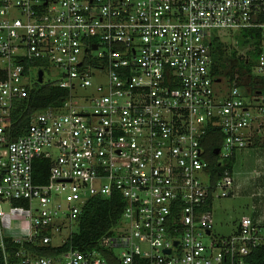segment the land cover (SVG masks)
Returning a JSON list of instances; mask_svg holds the SVG:
<instances>
[{
    "label": "built area",
    "instance_id": "2783aa9c",
    "mask_svg": "<svg viewBox=\"0 0 264 264\" xmlns=\"http://www.w3.org/2000/svg\"><path fill=\"white\" fill-rule=\"evenodd\" d=\"M234 31L252 41L241 57L256 54L253 84L224 94L214 42ZM39 71L68 95L14 137ZM260 81L264 0H0L3 264H246L264 248V158L241 178L234 165L264 148ZM211 131L222 140L210 162ZM246 192L248 214L215 237L214 201ZM115 193L117 223L94 248L66 249L88 201Z\"/></svg>",
    "mask_w": 264,
    "mask_h": 264
},
{
    "label": "trees",
    "instance_id": "16d2710c",
    "mask_svg": "<svg viewBox=\"0 0 264 264\" xmlns=\"http://www.w3.org/2000/svg\"><path fill=\"white\" fill-rule=\"evenodd\" d=\"M252 36L255 40V45L258 41V33L245 32L244 36ZM246 42V41H245ZM224 44L215 41L214 42V56L218 60L220 57H216L220 53L222 55V49ZM256 57V54L254 55ZM245 64V62H244ZM222 66V64H221ZM248 74L250 69L247 68ZM261 85L264 86V82L260 81ZM68 92L56 84L52 83H36L33 90L29 94L28 98L17 103V106L13 112V127L14 137L22 135L28 128L29 119L31 115L36 112L44 111L48 108H57L62 106L65 101ZM216 134V135H215ZM222 136H219L215 131H211L210 134L204 140V147L206 157L210 162L214 160L215 156L213 151L216 147L220 146ZM233 163V159L228 162L230 166ZM44 166L43 161H37L34 167L36 172V182L42 183V180L37 178V172L40 170L39 167ZM47 166V168H46ZM45 168L42 170L45 174L48 171V164L45 163ZM124 203L119 194L115 193L110 198H94L88 201L81 215L79 216V222L77 232L71 239L70 243L65 247L77 248L80 250L92 249L95 247L97 242L107 234L110 229L119 220ZM16 250V246L12 243H8L7 251L13 252ZM45 254L53 252L48 249H39ZM3 254L0 251V264H3ZM246 264H264V248H259L253 251L246 259Z\"/></svg>",
    "mask_w": 264,
    "mask_h": 264
},
{
    "label": "rangeland",
    "instance_id": "374dc122",
    "mask_svg": "<svg viewBox=\"0 0 264 264\" xmlns=\"http://www.w3.org/2000/svg\"><path fill=\"white\" fill-rule=\"evenodd\" d=\"M243 38V33L235 31L228 33L222 40L225 44L222 49V55L220 53L216 55V57H220V60L214 57L217 60V62L216 60L214 61V67L220 70L219 74L222 80L221 85H217L216 88L224 94L230 89L231 79L239 78V83L245 88L251 87L253 84L247 68H250V63L256 62V57L248 54L250 63L249 65L244 64L241 55L251 46L252 41L246 43ZM46 78H48V75H46ZM236 156L234 172H240L239 178L245 177L246 173H250L257 168V160L264 158V148L246 149L237 153ZM247 192L241 193L237 197L216 199L214 201V228L212 234L215 237L220 238L232 235L241 217L248 214L250 200L245 197ZM72 231L76 233L77 229L73 228Z\"/></svg>",
    "mask_w": 264,
    "mask_h": 264
},
{
    "label": "crops",
    "instance_id": "0c3cea01",
    "mask_svg": "<svg viewBox=\"0 0 264 264\" xmlns=\"http://www.w3.org/2000/svg\"><path fill=\"white\" fill-rule=\"evenodd\" d=\"M220 42V41H219ZM220 43H222V44H224V42H220ZM224 46H225V44H224ZM216 60V59H215ZM216 62H217V60H216ZM218 70V69H217ZM219 71V73H220V70H218ZM239 79V78H238ZM238 79H231V81L232 82H237L239 85H241L240 83H239V81H238ZM39 83V82H38ZM43 83V82H42ZM242 86V85H241ZM44 166H45V163H44ZM43 165H41V167H39V171L37 172V178L39 179V180H42V183L43 182H45L46 181V174H45V170H44V172L42 171L45 167H44ZM46 173H47V171H46ZM79 222V221H78ZM77 227H78V225H77ZM77 227H76V229H77ZM76 234V233H75ZM74 234V235H75Z\"/></svg>",
    "mask_w": 264,
    "mask_h": 264
},
{
    "label": "water",
    "instance_id": "95a60500",
    "mask_svg": "<svg viewBox=\"0 0 264 264\" xmlns=\"http://www.w3.org/2000/svg\"><path fill=\"white\" fill-rule=\"evenodd\" d=\"M38 82L39 83H42L43 82V72L42 71H39V73H38ZM219 153V150L218 149H216V150H214V154H218Z\"/></svg>",
    "mask_w": 264,
    "mask_h": 264
}]
</instances>
